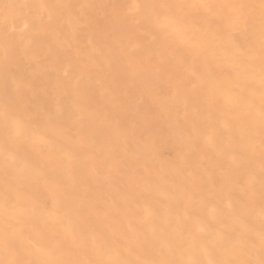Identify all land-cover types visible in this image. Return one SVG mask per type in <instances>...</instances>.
<instances>
[{
	"label": "bare ground",
	"instance_id": "bare-ground-1",
	"mask_svg": "<svg viewBox=\"0 0 264 264\" xmlns=\"http://www.w3.org/2000/svg\"><path fill=\"white\" fill-rule=\"evenodd\" d=\"M262 55V0H0V264H259Z\"/></svg>",
	"mask_w": 264,
	"mask_h": 264
},
{
	"label": "snow or ice",
	"instance_id": "snow-or-ice-1",
	"mask_svg": "<svg viewBox=\"0 0 264 264\" xmlns=\"http://www.w3.org/2000/svg\"><path fill=\"white\" fill-rule=\"evenodd\" d=\"M262 6H264V0H262ZM162 8L176 7L173 5H161ZM181 7H209L206 4L201 5H184ZM228 7H243V5H229ZM260 99H261V109H260V119H261V135H262V146H264V55L261 57V88H260ZM260 243H261V254L262 258L259 264H264V229L260 233ZM117 256L120 255L119 249H116ZM7 264H24V262L19 260L9 261ZM43 264H80L79 261H61V260H48L43 262ZM87 264H105L103 261H88ZM106 264H172V262L165 261H128L127 259H114L112 261L106 262ZM217 264H253L252 261L239 260V261H229V262H217Z\"/></svg>",
	"mask_w": 264,
	"mask_h": 264
}]
</instances>
